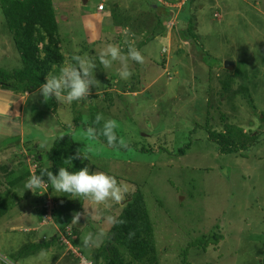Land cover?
Returning a JSON list of instances; mask_svg holds the SVG:
<instances>
[{
    "label": "rangeland",
    "instance_id": "1",
    "mask_svg": "<svg viewBox=\"0 0 264 264\" xmlns=\"http://www.w3.org/2000/svg\"><path fill=\"white\" fill-rule=\"evenodd\" d=\"M84 1L52 0L57 8L60 4L56 18L65 59L62 66L72 63L73 55L96 57V83L92 88L101 98V90L106 87L104 103H117V107L108 108L110 116L105 115L117 121L118 141L131 147L145 146L152 152L116 151L89 139L86 132L77 131L71 124L74 108L70 106L74 103L55 99L44 102L34 92L19 95L0 89L1 112L9 108L8 121L13 119V123L0 124L18 127L16 131L0 127V192L8 206L0 220V255L20 264H78L72 251L59 242L68 228L70 234L78 232L74 253L91 258L94 253L90 250H97L95 264H104L105 241L98 247H83L84 238L96 230L98 221L82 217L75 224L73 216L89 208L97 214L103 211L119 216L124 201L138 191L154 230L157 264H259L264 260V134L258 133L262 129L257 119V114L264 113V0H191L190 4L187 0H161L167 3L166 9L160 0H104L101 4H106L111 14L107 26L118 25L122 31L102 35L94 47L89 46L81 22L83 13L95 12L101 0H89L87 5ZM155 10L168 13L164 27L169 31L172 26V30L165 35L172 50L175 47L171 55L167 52L160 58L165 48L164 37L160 39L163 35L155 32L159 37L151 39V33L138 36L133 30L140 28L137 18ZM190 15H194L189 21L191 31L184 19ZM152 21L147 20L149 24ZM147 40L140 48L141 54L147 55L144 63L128 61L133 77L120 78L119 61L110 68L98 64V56L108 44L118 45L125 52L130 42L138 46ZM20 68L19 55L0 9V69L13 72ZM227 80L231 87L224 91L222 84ZM116 82L121 84L116 86ZM241 85L247 95L239 92ZM232 91L238 93L230 100ZM247 98L252 99L255 112L246 103ZM83 100L77 103L79 113L87 116L88 127L97 129L92 115L96 101L91 95ZM56 116L64 124L70 120L72 129L62 131ZM222 121L252 137L258 134L256 147L241 154H218L216 146L207 140L206 131L221 133ZM64 134L81 140L83 146L85 143L87 150L83 146L78 150L85 149L86 156L96 155L88 158L90 171L113 175L129 186L120 205L110 201L109 206L94 205L85 197L52 188L50 211L56 217L55 221L52 216L46 220L37 198L46 191L45 186L39 192H24L30 174L20 186L7 185L9 180L4 175L8 172L20 173L24 167L31 175L38 171L32 154L26 152L28 142L43 143L44 152ZM189 143L183 156L176 154ZM2 188L10 189L3 192ZM61 218L66 225L63 230L57 226ZM110 227L105 225V231ZM213 234L219 237L217 242H205L204 246L203 238L208 240ZM34 243L40 246L37 253L31 249Z\"/></svg>",
    "mask_w": 264,
    "mask_h": 264
},
{
    "label": "trees",
    "instance_id": "2",
    "mask_svg": "<svg viewBox=\"0 0 264 264\" xmlns=\"http://www.w3.org/2000/svg\"><path fill=\"white\" fill-rule=\"evenodd\" d=\"M187 4H190L191 0H187ZM0 9L4 16L5 22L8 26L9 32L12 37L14 48L16 49L20 61L21 68L13 72H6L0 69V89L10 91L13 94H25L33 93L39 87L40 84L45 82V77L48 73H56L59 68L64 64L65 59L62 51V42L60 35L58 33V21L53 10L51 0H0ZM113 12V11H112ZM111 12V13H112ZM183 12L180 15V18ZM186 27L191 31L190 20L194 19V15H190V18L185 16ZM154 34V33H152ZM152 34L150 37L152 39ZM149 40L142 41L141 44L146 45ZM132 42H130L131 44ZM137 45V43H135ZM142 45H139L141 48ZM127 50L121 52L127 54ZM99 64V61H98ZM237 69H235V72ZM133 77V75H131ZM120 83V82H119ZM116 82V86L119 84ZM135 85L143 86L141 82H132ZM140 83V84H139ZM121 84V83H120ZM230 81H225L222 84L224 91L230 89ZM115 86V87H116ZM101 87L96 86V89ZM102 97L99 98L94 94L95 90L91 88L89 95L93 96V113L94 115V124L96 125L97 135L94 139L96 142H100L105 145L107 148L112 150L128 151V149H135L139 153H149L152 152V149L143 147H131L129 145H122L117 143L115 146H109L106 138L101 134L103 130L104 121L101 120L97 122V115H102L106 117V113L109 107H117V103L107 105L104 103L107 98L104 90ZM131 90V89H130ZM239 92H244V95H247V90L241 85L239 87ZM96 93V92H95ZM238 93V92H237ZM235 91H232L230 100L233 99ZM106 98V99H105ZM116 100H121L120 98H115ZM54 101V99H51ZM103 100V101H100ZM246 103L250 106L253 112H255V107L253 106V101L251 98H247ZM81 103H84V100H80ZM75 106H70L73 109L71 116V124L74 129L81 130L86 132V129L89 128L87 116H84L83 113H79V101H74L71 104ZM69 104V103H68ZM109 104V103H108ZM46 107V106H44ZM56 110L53 109L52 113L55 114ZM108 114V113H107ZM109 115V114H108ZM107 115V119H108ZM110 116V115H109ZM57 126H60L62 130L72 129L69 120L67 123H62L61 120L56 116ZM257 119L260 123V128L262 129L259 134H264V113L257 114ZM227 122L222 124L224 129L221 133L206 131L207 140L213 143L217 148V153L220 155H231V154H241L248 152L252 148L256 147L258 144V134L251 136V133H245L242 129L227 125ZM192 133V132H191ZM116 134V133H115ZM117 136V134H116ZM41 137V136H40ZM117 138H119L117 136ZM80 140V139H79ZM42 143V142H41ZM27 153L32 154L31 157L34 159V162L38 164V171L35 174H40L42 169L47 168L54 175L58 173L59 167H65L69 171H78L84 167H91L88 160L91 156H96L94 154L85 155L86 144L84 146L82 141H77L70 138L67 134L56 137L51 147L42 152V146L40 142L38 144L32 145L33 142H28ZM43 145V143H42ZM83 146L84 150H78ZM190 148V143L186 144L177 151V155L183 156L185 151ZM80 153V156L75 159H71V162L66 161L72 157H76L77 153ZM113 156L111 157L112 160ZM93 168V166H92ZM23 172L17 173L16 171L8 172L7 175H4L5 179H8L7 185L11 188L22 185L25 178L31 175L29 170L24 167ZM45 182H47V176L44 177ZM47 191L52 189L51 185H46ZM10 189V188H8ZM7 188H2V191L8 190ZM41 190V189H40ZM40 190H37L38 192ZM4 192V191H3ZM37 193V192H36ZM0 192V220L8 211L7 201L1 196ZM41 205L43 204L44 194L37 197ZM57 211V210H56ZM80 210H78L79 212ZM81 212V211H80ZM56 214V213H55ZM55 214L52 215L53 221L55 219ZM58 214V212H57ZM40 217L41 214L39 213ZM44 214H42L43 216ZM118 218L123 219L124 223L111 226L108 233V238L105 240V246L102 247L103 252V263L104 264H157L156 257V244L154 239V230L152 228V223L149 219L148 212L145 208V202L142 195L137 191L133 194L129 200L124 201L121 213ZM58 220V218H57ZM63 220H59V227L63 230L65 228ZM65 232V230H64ZM77 231H73L72 238L69 240L72 246H76V236ZM209 237L206 240V237L203 238V244L206 246L205 242H217V236ZM34 243L32 248H34V253L39 252L40 246ZM103 244V245H104ZM193 247V246H192ZM196 247V244L194 245ZM93 255L85 257L88 260H91L93 264L98 260L97 250L93 251ZM30 254H33L31 251ZM259 264H264V260H261Z\"/></svg>",
    "mask_w": 264,
    "mask_h": 264
},
{
    "label": "clouds",
    "instance_id": "3",
    "mask_svg": "<svg viewBox=\"0 0 264 264\" xmlns=\"http://www.w3.org/2000/svg\"><path fill=\"white\" fill-rule=\"evenodd\" d=\"M96 60V57L73 55L72 63L67 66H61L56 73H48L45 77V82L39 85L33 95L35 97H42L44 102L55 99L58 102L69 104L88 97L90 88L94 87L96 83L93 75L96 68ZM129 60L142 64L144 63V56L137 48L131 45L128 47L127 54L125 55L121 52L120 47L115 44H108L98 56L99 64L105 68H110L113 62L119 61L120 68L118 75L122 79H128L132 75V72L129 70ZM96 120L97 122L104 121L101 134L106 138L109 146H115L117 143L123 144L122 140L118 141L115 134V129L118 127L117 121L104 119L102 115H97ZM85 135L89 139L94 140L97 131L95 128L89 127L86 129ZM79 156L80 153L78 152L76 157H72L66 161L71 162V159L78 158ZM45 176H47V182L44 180ZM46 185H51L57 192L82 196L89 199L94 205L105 206H109V201L120 205L129 192V186L124 182H118L115 176L105 172L90 171L88 167H84L78 171H69L65 167H59L58 173L55 175L45 168L41 170L40 174L30 175L24 182L23 188L24 192H34L40 189L42 191V188L45 186L46 191H42L40 195L46 194V202L50 200L52 203L53 198L50 197ZM46 202H43L42 207H44ZM57 205L59 206L58 203ZM89 209L86 212L76 213L72 219V222L75 224L82 217L98 221L96 230L94 232L90 231L84 238L83 247L85 248L98 247L108 238V233L104 229L105 225L117 226L124 223L123 219L118 218L117 215L111 212L105 213L101 211L97 214L94 208ZM0 264H15V262L7 255H0Z\"/></svg>",
    "mask_w": 264,
    "mask_h": 264
},
{
    "label": "crops",
    "instance_id": "4",
    "mask_svg": "<svg viewBox=\"0 0 264 264\" xmlns=\"http://www.w3.org/2000/svg\"><path fill=\"white\" fill-rule=\"evenodd\" d=\"M88 1L89 0H87L86 2L84 1L86 3V5L88 4ZM102 2H104V0H101L98 3V5H100ZM157 2H159V0H157ZM159 3L164 8L166 6L165 4H167V3H163L162 4L161 0H160ZM52 6H53V10L55 12V16L57 17V14L56 13H57V10L59 11L60 4H59V6L57 8L56 7V4L54 2H52ZM104 6L105 7H104V9L102 11H99L97 8H96V11L95 12H88V10H87V11H85L83 13V16H82V20L83 21L81 22V24L83 26V30L85 32L86 39H88L89 42H90V45L89 46H91V47L96 46V42H98L99 39L102 38V35L109 34L110 36H113L114 34H118V33H120L122 31L121 28H120V26H118V25H115L112 28H109V26H107L108 22L111 20V14L108 13L109 12L108 11L109 10V7H106V4H104ZM56 8H57V10H56ZM64 11L68 13V9L66 7H65V10ZM160 12H163V11H161V10H155L153 13H146L145 15L142 14L139 18H137V23H136V25H138V27L140 26V28H134L133 29L134 32H136V34L138 36L139 35L141 36L144 32L151 33V34L154 33V34H152V37H153L152 39H155V38L159 37V34H156L155 32L160 33V35H163L162 37H160V39L162 40V38L164 37L165 48L162 49V51L160 52L159 58H160L161 55H164L165 56L167 54V52H168L169 55H171V53L175 51V47H174V50H172L173 45H172V43H170L169 38H167V35H165L166 33L167 34H171L170 31L172 30V28H171L172 26H170V30L169 31H168L167 27H164L165 21H167L168 13H164L163 12L164 17H162V14H160ZM148 18H150L151 20H153L151 22V24H149V22H147ZM177 18L175 20H177ZM98 20L101 21L100 24L98 23ZM58 24H59V21H58ZM125 32H127V29H126ZM121 35H124V33L121 34ZM99 43H101V42H99ZM131 45L134 46L135 48H137L140 51L139 45L137 46L135 44V42H132ZM143 45L144 44H142V46ZM144 56H147V55H144ZM178 56H181V54H178ZM168 67H169V65H168ZM167 69L168 68H166L165 72L168 71ZM115 74H117V73H115ZM0 108H1V105H0ZM5 108L6 109H5L4 114L6 113V115L8 116V114H10L9 113L10 112V109L7 108V107H5ZM4 114L1 112V109H0V123H8V122L9 123H13V119H11V121H8L10 116L6 117ZM0 127L3 130H7L8 128H11L13 131H16L18 129V127L13 126V125L5 126L3 124H0ZM55 225H57V224H55ZM57 226L59 227V225H57ZM80 236L81 235H79V237ZM76 246H77V242H76ZM87 250H89V249H87ZM90 251L93 252L92 249ZM15 263L16 264H20L18 261L15 262Z\"/></svg>",
    "mask_w": 264,
    "mask_h": 264
},
{
    "label": "built area",
    "instance_id": "5",
    "mask_svg": "<svg viewBox=\"0 0 264 264\" xmlns=\"http://www.w3.org/2000/svg\"><path fill=\"white\" fill-rule=\"evenodd\" d=\"M103 9H104V6L103 5H99L98 6V10L99 11H102ZM50 205H51V201L48 200L46 202V204L44 205V207H43V209H44V215H43V217L46 218V220H49L50 217L52 216V213H51L52 210L50 211V209H52V208H50ZM44 218H43V223H45ZM70 235L71 234L69 232V229H66V231L63 234L60 235L59 242L62 244L63 247H65L66 249H68V251L69 250L72 251V254L76 258L78 264H92V262L90 260H88L83 254H81L79 252L74 253V251L72 250L73 246L69 242Z\"/></svg>",
    "mask_w": 264,
    "mask_h": 264
},
{
    "label": "water",
    "instance_id": "6",
    "mask_svg": "<svg viewBox=\"0 0 264 264\" xmlns=\"http://www.w3.org/2000/svg\"><path fill=\"white\" fill-rule=\"evenodd\" d=\"M226 66L228 67L229 70L232 68L230 65H226ZM77 224H79V223L77 222Z\"/></svg>",
    "mask_w": 264,
    "mask_h": 264
}]
</instances>
